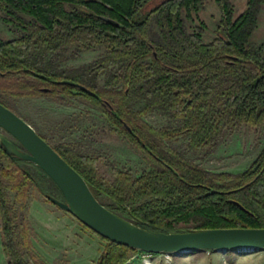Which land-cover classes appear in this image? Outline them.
<instances>
[{"label":"trees","instance_id":"obj_1","mask_svg":"<svg viewBox=\"0 0 264 264\" xmlns=\"http://www.w3.org/2000/svg\"><path fill=\"white\" fill-rule=\"evenodd\" d=\"M205 1L0 0L1 20L17 34L0 37V93L82 97L99 107L112 131L146 155L148 172L135 178L113 167L107 179L98 157L69 143L53 148L102 205L145 230L264 229V147L247 171L214 174L167 145L187 138L190 150L202 152L228 132L264 125V43H250L264 0H247L236 19L230 0H215L222 18L209 43L186 26ZM68 48L75 55L104 54L78 69L58 70L56 61ZM155 111L171 113L182 126L152 127L145 117ZM28 164L0 147V238L7 264H44L33 254L25 203L32 188L48 195L51 179ZM91 232L105 242L97 264H127L138 252Z\"/></svg>","mask_w":264,"mask_h":264},{"label":"rangeland","instance_id":"obj_2","mask_svg":"<svg viewBox=\"0 0 264 264\" xmlns=\"http://www.w3.org/2000/svg\"><path fill=\"white\" fill-rule=\"evenodd\" d=\"M230 2L234 6L236 19L246 10L247 0ZM221 18V10L216 1L206 0L199 13L192 20L187 19V31L202 32L203 41L209 43L218 34ZM16 36L14 27L5 24L0 17V37L11 40ZM250 43H264V4ZM103 54L102 49H97L75 55V48H68L61 52L56 65L58 70H74L95 62ZM104 80L105 76L100 79V86H103ZM0 99L51 146L69 143L80 152L98 157L99 171L107 179H113V167L129 171L135 178L150 170L146 155L138 151L128 138L114 133L99 107L87 99L69 96L19 98L8 92L0 93ZM145 121L157 129L182 126L180 120L163 111L150 113ZM3 134L15 141L4 131ZM188 141L187 138H181L167 142V145L214 174H240L252 166L264 147V125L260 128L243 126L235 132H228L215 147L202 152L190 150ZM33 165L29 163V169L37 175H43ZM46 182L49 194L60 199L55 184L49 179ZM11 198H14V194H11ZM104 202L109 203L105 199ZM25 205V214L32 230L30 241L34 248L33 254L38 260L44 264H97L105 242L85 229L65 210L51 204L43 192L36 188L30 190ZM123 217L129 219L127 215ZM177 228L192 230L193 226L179 225ZM141 257L138 251L131 255L127 264H264V250L156 254L149 263H144ZM0 264H7L1 238Z\"/></svg>","mask_w":264,"mask_h":264},{"label":"water","instance_id":"obj_3","mask_svg":"<svg viewBox=\"0 0 264 264\" xmlns=\"http://www.w3.org/2000/svg\"><path fill=\"white\" fill-rule=\"evenodd\" d=\"M63 83L85 90L72 82ZM3 131L15 141L8 139ZM0 147L11 158L32 163L42 170L62 194V199L48 194L47 200L111 243L152 254L264 250V229H211L167 234L142 229L116 215L95 198L85 179L53 146L1 103Z\"/></svg>","mask_w":264,"mask_h":264},{"label":"built area","instance_id":"obj_4","mask_svg":"<svg viewBox=\"0 0 264 264\" xmlns=\"http://www.w3.org/2000/svg\"><path fill=\"white\" fill-rule=\"evenodd\" d=\"M140 256H142L141 258L144 260V263H149L152 261L153 257L156 254H152V253H147V252H141L139 251ZM150 264V263H149Z\"/></svg>","mask_w":264,"mask_h":264},{"label":"flooded vegetation","instance_id":"obj_5","mask_svg":"<svg viewBox=\"0 0 264 264\" xmlns=\"http://www.w3.org/2000/svg\"><path fill=\"white\" fill-rule=\"evenodd\" d=\"M59 198L62 199V196H60V194H59Z\"/></svg>","mask_w":264,"mask_h":264}]
</instances>
